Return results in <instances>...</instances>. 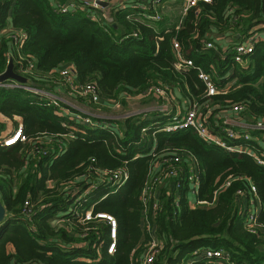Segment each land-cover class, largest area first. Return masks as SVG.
Segmentation results:
<instances>
[{"label": "trees", "instance_id": "obj_1", "mask_svg": "<svg viewBox=\"0 0 264 264\" xmlns=\"http://www.w3.org/2000/svg\"><path fill=\"white\" fill-rule=\"evenodd\" d=\"M88 1L0 0V75L12 63L13 74L25 79L8 78L0 86V136L21 126L24 139L0 147V200L7 212L0 227V264H142L152 243V264H226L204 257L205 250L223 251L229 264H264V165L257 162H264V130L246 128L264 119V42L258 41L240 65L217 40L231 39L234 47L257 30L264 32V0H198L179 26L169 29L118 3L106 21L109 0H101L108 6L100 9ZM73 2L75 10L60 12L58 6ZM19 32L26 38L16 47L11 36ZM174 42L192 67L175 69ZM70 66L73 83L94 85L98 103L71 92L69 84L63 83L67 93H62L60 71ZM199 72L210 77L218 94L207 95ZM230 81L235 83L226 89ZM26 86L70 100L35 94ZM154 89L164 95H152ZM135 95H148L140 108L149 100L156 107L129 116L127 98ZM79 106L88 107L89 114ZM193 106L206 117L212 135L251 154L207 144L193 129L160 131L178 108L182 115ZM235 106L241 110L233 112ZM228 113L244 124L225 123ZM84 119L109 127L85 125ZM8 121L13 128L6 132ZM227 129L238 138H229ZM182 151L198 162L195 194L187 157L175 161ZM118 170L128 175L125 185L112 188L98 181L101 173ZM173 170L176 177L150 184L145 208L148 183ZM191 198L200 204L191 207ZM249 201L259 208L254 234L242 214ZM91 206L94 219L84 222ZM97 214L116 222L112 255L108 226Z\"/></svg>", "mask_w": 264, "mask_h": 264}, {"label": "built area", "instance_id": "obj_2", "mask_svg": "<svg viewBox=\"0 0 264 264\" xmlns=\"http://www.w3.org/2000/svg\"><path fill=\"white\" fill-rule=\"evenodd\" d=\"M134 0H118V5L121 7H124L126 5H132ZM144 6V9H142L143 14L142 17L143 19L150 23V22H160L162 20V15L159 12L160 6L162 5L161 2H159V0H141ZM198 0H185V8H184V13L187 11V9H189L190 7L195 6V3ZM206 3H209L210 0H200ZM88 5H91L93 8L96 9H100L103 8L101 7L98 3L97 0H90L88 1ZM59 10L61 13H67L71 10H75L77 5L75 2L69 4L67 7L64 6H58ZM132 7V6H131ZM8 31H4L2 32V34L7 33ZM12 40H13V44L16 47L21 46L22 41L26 38L25 34L22 32H19L15 35L11 36ZM257 40L253 39L252 37L245 40L242 43L236 44L233 49L232 52L234 55V61L240 65H243V63L245 62V57H247L248 55H250L253 50H254V46L256 44ZM207 48H211L212 45L210 43H208L206 45ZM173 50L175 52L176 55V63H175V69L176 70H182L184 68L187 67H192L193 63L191 60H186L180 53V47L178 46V43L174 42L173 43ZM74 74V68L72 66L70 67H66L64 69H62L60 71V76H61V80L63 79V81L65 82V84H69L70 88H71V92L78 94L80 97H89L90 101L94 104L99 102V98H98V92L95 88L94 85L92 84H87L85 86H81V85H76L73 83V78L72 75ZM199 79H201L206 88H207V95L208 96H213L215 94H218V92L215 90L214 86L212 85L211 79L208 75L204 74L203 72H199ZM0 86H4L3 83H0ZM13 87H22V86H18V85H10ZM26 88V87H23ZM26 90H30V92L35 93V94H40V95H46L47 92L42 91V90H38L34 87H32L31 89H26ZM152 95L154 96H163L164 93L161 89H154L153 90ZM148 94H151V92H149ZM56 99H59V97H57ZM118 109V107H117ZM233 112H237L240 111L241 108L239 106H235L232 108ZM146 110H136V111H131L129 114V116H136V115H144ZM84 114H89V112L87 111H82ZM91 114V113H90ZM92 115V114H91ZM79 121H81V118H78ZM84 124L85 125H90V126H96V127H100V128H106L109 127L107 125L105 126H101L100 124H93L90 122L89 119H84ZM241 122V121H240ZM238 121L235 120H231L230 121V125H238V124H244V123H240ZM88 123V124H87ZM225 123H229L227 121H225ZM246 128L249 129H253V130H264V119H262L261 121H258L255 125H248L246 126ZM186 129H193L195 131V133L197 134V136L202 139L205 143L207 144H214L222 149H225L227 151L230 152H235V151H244L247 154H251L249 150L245 149H236L234 147H229L224 141L221 140V138L216 137L214 135L211 134V132L208 129L207 126V120L206 117H202L200 114H198L197 109L195 108V106H193L192 108L188 109L184 114L180 115L178 113L174 114L171 117L170 122L160 131H164L166 133H173L176 131H180V130H186ZM226 134L229 138H238V135L235 134V132L232 129H227L225 130ZM21 135V126H19L14 132H12L9 135H4V136H0V147H10L13 146L16 142V140L20 137ZM245 140H249L251 139V137L247 134L244 135ZM24 140L23 137L21 136L19 141ZM15 142V143H14ZM18 142V141H17ZM14 143V144H11ZM151 156L155 157L156 152L154 150H151ZM181 157H187L188 161H189V166H190V171H189V175H188V179L190 182H192L193 187H192V193H196V184L197 181L199 179V170H198V162L197 159L190 154L189 152L186 151H182L181 154H177L175 157V161L178 162L180 161ZM257 162L259 164L264 165V162L261 160H257ZM155 166V164H154ZM180 172V171H179ZM178 174V172L176 170L170 171L167 174H164V176H162L161 174H159L157 177H154L151 179V181L148 183L146 190L143 192L142 195V201L143 204L146 208V203H147V191L149 190L150 184L151 185H156L157 183H163L164 178L168 177H176ZM164 177V178H163ZM128 180V175L127 173H125L124 171L118 170L112 173H108V172H103L99 175V182L101 183H105L108 184L110 187L112 188H117V187H121L123 185H125V183ZM228 185V183L226 184V186ZM95 186L92 185L90 186L89 190H87V193H90L93 188ZM176 188H178V186L176 185ZM251 191L253 194H255V188L251 186ZM200 204V202L195 201L193 204L191 203V207H194L195 205ZM246 210V211H245ZM245 212V213H244ZM244 212H242V214L244 215V221H245V227L246 230H248L250 233L254 234L257 231V215L259 213V208L258 206L255 205V203H253V201H249L248 202V207L246 209H244ZM95 218H99V219H104L106 221V224L108 226V230H109V242L107 244V253L109 255H112L113 252L115 251V244H116V222L114 220V218H112L109 215L106 214H97L95 216ZM94 218L92 217L91 211L85 213L84 217H83V221L84 222H91ZM147 218L145 216V219L143 220V222H146ZM147 229H148V225ZM154 247H156L155 243H152L151 245H149L147 252L144 255V258L142 259V264H152L153 260H154V254H155V250ZM203 256L206 258H215V259H223L225 260L226 264L227 260L225 259V257L227 258V254L224 253L221 250H205L203 251Z\"/></svg>", "mask_w": 264, "mask_h": 264}, {"label": "crops", "instance_id": "obj_3", "mask_svg": "<svg viewBox=\"0 0 264 264\" xmlns=\"http://www.w3.org/2000/svg\"><path fill=\"white\" fill-rule=\"evenodd\" d=\"M109 2H110V6H109V8L108 9H106L107 11H105V15H106V21L110 18V14H109V10H110V8L111 7H114L117 3H118V0H109ZM167 3H170L171 5L172 4H175V5H179V9H180V13H179V15H177L176 17H171V18H169V17H167V15L166 14H162V6L164 5V4H167ZM163 5H161L160 6V9H159V12L161 13V15H162V19H163V22H162V20L160 21V22H150L151 24H153V25H157V23H160V24H158L157 26H159L158 28H161V29H169V28H171V27H178L179 26V24L181 23V20H182V18H183V16L185 15V13H184V8H185V0H180V3H177V0H165L163 3H162ZM114 5V6H113ZM131 6L132 5H126V6H124V7H126V8H131ZM261 27V26H260ZM258 32H256L253 36H252V38L253 39H255V40H257V42L258 41H263L264 42V32H261V31H259V30H257ZM217 40L220 42V45H221V48H222V50L223 51H230L231 53H233L232 52V49H233V45H234V41H232L231 39H225V38H223L222 36H218L217 37ZM256 42V43H257ZM255 47V46H254ZM229 49V50H228ZM233 59H234V57H233ZM247 61L245 60V62L243 63V64H245ZM235 83V81H230L228 84H227V86H226V89L227 88H229V87H231L233 84ZM63 91V90H62ZM140 109H143V110H149L150 108H146V109H144V108H140ZM233 113H228V114H226V115H224L223 116V119H224V121H226V118H230L231 120H235V121H238V122H240V119L239 118H237V117H235L234 115H232ZM263 136V138H264V135H262ZM262 146H263V148H264V142H261L260 143ZM190 203H194V201L193 200H190ZM7 250L9 251V252H12L13 253V247L12 246H8L7 247Z\"/></svg>", "mask_w": 264, "mask_h": 264}, {"label": "rangeland", "instance_id": "obj_4", "mask_svg": "<svg viewBox=\"0 0 264 264\" xmlns=\"http://www.w3.org/2000/svg\"><path fill=\"white\" fill-rule=\"evenodd\" d=\"M143 3H145V2H143ZM143 3H142V1L141 0H134L133 1V4H132V7L131 8H137V9H139L140 11H142V9L141 8H143L144 9V6H142L143 5ZM177 3H180V0H177ZM141 7V8H140ZM107 11V10H106ZM105 13V12H104ZM179 13H180V9H179V5H175V4H170V3H167V4H164L163 6H162V14H166L167 15V17H169V18H171V17H176L177 15H179ZM181 14V13H180ZM60 82H61V84H62V86L64 87V89H63V92L62 93H67V90L65 89V86L63 85V83H65L64 81H63V79L61 80L60 79ZM62 86L60 87V88H62ZM32 88V86H26V88L25 89H31ZM36 89H38L39 90V88H36ZM27 91H30V90H27ZM44 96H47V97H50V98H52V99H56L57 97H59V94H57V93H55V94H51L50 92H47V94L46 95H44ZM62 98H60L59 97V99H61V101H63V102H67V100L69 101L70 99L67 97V96H65V95H62L61 96ZM145 97H148V95H143V96H138V95H135V96H128V98H127V106H129V108H131L133 111H136V110H138V108H140V107H143V102H144V100H148V99H146ZM77 103H79V101L77 100L76 102H74L73 104H77ZM118 107V106H117ZM117 107H115V108H117ZM154 107H156V105H155V103H154V101H152V100H149V103H148V105H146V108H154ZM78 108H80V109H84V110H86V111H89V108L88 107H82V106H79ZM182 109V108H181ZM84 110H82V111H84ZM116 110H119V109H116ZM139 110H141V109H139ZM102 111H103V109H102ZM108 111H110V110H108ZM111 111H113V110H111ZM180 112H181V110H180V108H178V110H177V112L176 113H178V114H180ZM175 113V114H176ZM3 121V119L2 118H0V121ZM6 121V120H5ZM226 121L227 122H229L230 123V121H231V119L230 118H226ZM7 123V131L6 132H9L12 128H13V125H12V123L10 122V121H8V122H6ZM240 123H244V122H240ZM88 124V123H87ZM89 125V124H88ZM257 140V139H256ZM89 194V193H88ZM87 194V195H88ZM193 197V196H192ZM191 200H192V198H191ZM91 208H92V206L91 207H89L88 208V211L87 212H90L91 211ZM62 223V222H61Z\"/></svg>", "mask_w": 264, "mask_h": 264}, {"label": "water", "instance_id": "obj_5", "mask_svg": "<svg viewBox=\"0 0 264 264\" xmlns=\"http://www.w3.org/2000/svg\"><path fill=\"white\" fill-rule=\"evenodd\" d=\"M97 3L101 7L108 6L107 2H103L101 0H97ZM8 78H12V79L16 80L17 82H21V83L25 82V79L13 74L12 63H9L5 72L2 75H0V83H3ZM6 218H7V212H6L4 205L2 204V202L0 200V227L4 224V222L6 221Z\"/></svg>", "mask_w": 264, "mask_h": 264}]
</instances>
